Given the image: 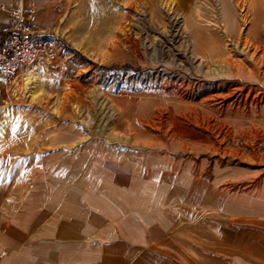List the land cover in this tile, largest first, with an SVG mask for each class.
I'll list each match as a JSON object with an SVG mask.
<instances>
[{
    "label": "rangeland",
    "instance_id": "rangeland-1",
    "mask_svg": "<svg viewBox=\"0 0 264 264\" xmlns=\"http://www.w3.org/2000/svg\"><path fill=\"white\" fill-rule=\"evenodd\" d=\"M31 2L81 76L0 77L11 215L84 182L128 197L125 264H264V0Z\"/></svg>",
    "mask_w": 264,
    "mask_h": 264
},
{
    "label": "crops",
    "instance_id": "crops-1",
    "mask_svg": "<svg viewBox=\"0 0 264 264\" xmlns=\"http://www.w3.org/2000/svg\"><path fill=\"white\" fill-rule=\"evenodd\" d=\"M31 3L0 0V23L5 17L4 8ZM11 184L15 183L8 184L9 197L15 188ZM5 185L6 182H0V251L4 252L0 254V264L129 262L128 197L98 198L94 185L80 182L66 191L61 186L41 191L45 194L42 203L30 201L23 213L11 215L16 203L11 199L6 205L2 202ZM33 197L31 194L30 199Z\"/></svg>",
    "mask_w": 264,
    "mask_h": 264
},
{
    "label": "built area",
    "instance_id": "built-area-1",
    "mask_svg": "<svg viewBox=\"0 0 264 264\" xmlns=\"http://www.w3.org/2000/svg\"><path fill=\"white\" fill-rule=\"evenodd\" d=\"M0 23V77L9 86L25 80L51 79L62 84L77 81L80 68L55 37L39 28L35 3L4 8Z\"/></svg>",
    "mask_w": 264,
    "mask_h": 264
},
{
    "label": "bare ground",
    "instance_id": "bare-ground-1",
    "mask_svg": "<svg viewBox=\"0 0 264 264\" xmlns=\"http://www.w3.org/2000/svg\"><path fill=\"white\" fill-rule=\"evenodd\" d=\"M222 53V52H221ZM26 81V84H28V83H30V81L29 80H25ZM29 85V84H28Z\"/></svg>",
    "mask_w": 264,
    "mask_h": 264
}]
</instances>
